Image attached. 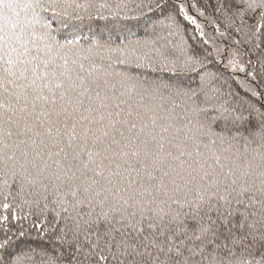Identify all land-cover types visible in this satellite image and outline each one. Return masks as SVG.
<instances>
[{
	"label": "snow or ice",
	"instance_id": "obj_1",
	"mask_svg": "<svg viewBox=\"0 0 264 264\" xmlns=\"http://www.w3.org/2000/svg\"><path fill=\"white\" fill-rule=\"evenodd\" d=\"M0 264H264V0H0Z\"/></svg>",
	"mask_w": 264,
	"mask_h": 264
},
{
	"label": "trees",
	"instance_id": "obj_2",
	"mask_svg": "<svg viewBox=\"0 0 264 264\" xmlns=\"http://www.w3.org/2000/svg\"><path fill=\"white\" fill-rule=\"evenodd\" d=\"M163 2V0H162ZM167 4H168V10H171L172 7L174 6V4L176 3V0H166ZM167 11V10H166ZM166 14V12H165ZM160 14L157 13V16H159ZM154 19L156 17H153ZM103 23V22H101ZM135 23V22H134ZM143 21L141 22V26H135L132 28V32L133 33H138L139 35L143 36L144 35V28H143ZM183 23V21H182ZM185 27L187 28V32L189 35H191L192 33V28L188 25H185ZM207 31L211 32V28L209 27L207 29ZM85 35H87V30L85 29ZM190 43H192V41H189ZM194 47H196L197 51H201L203 46L201 44H199L198 42L194 44ZM218 67L220 68L221 72H223L226 76H228L231 73V70H225L223 68V65H218ZM47 242L42 240L40 237L37 236V234L35 232L32 233L31 237L26 238V242L22 245V247H27V246H32V247H38V246H44Z\"/></svg>",
	"mask_w": 264,
	"mask_h": 264
}]
</instances>
